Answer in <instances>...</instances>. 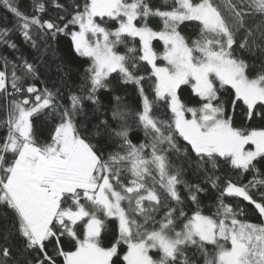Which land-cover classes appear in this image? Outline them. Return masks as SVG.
Here are the masks:
<instances>
[{
    "label": "snow or ice",
    "instance_id": "snow-or-ice-1",
    "mask_svg": "<svg viewBox=\"0 0 264 264\" xmlns=\"http://www.w3.org/2000/svg\"><path fill=\"white\" fill-rule=\"evenodd\" d=\"M0 8V264H264V0Z\"/></svg>",
    "mask_w": 264,
    "mask_h": 264
},
{
    "label": "trees",
    "instance_id": "trees-1",
    "mask_svg": "<svg viewBox=\"0 0 264 264\" xmlns=\"http://www.w3.org/2000/svg\"><path fill=\"white\" fill-rule=\"evenodd\" d=\"M27 2V0H26ZM154 3L156 4H160L162 2V0H153ZM5 16H7V20H5ZM11 23H12V17L6 13V11L3 9V8H0V27H3V26H11ZM188 31H191V29H188ZM17 42L18 43H21L19 41V39L17 38ZM65 49H66V46H63ZM157 47L159 48V44L157 43ZM27 51V49H25ZM55 72L53 70L52 72V75H54ZM78 73L76 71H72V80L75 81V82H78ZM127 99H128V103L135 107L138 105V97L134 91V88L129 86L128 89H127ZM46 134V129L43 130ZM132 139L134 142H138V139H143V136H142V133L140 132H134L133 135H132ZM255 222V221H253Z\"/></svg>",
    "mask_w": 264,
    "mask_h": 264
}]
</instances>
